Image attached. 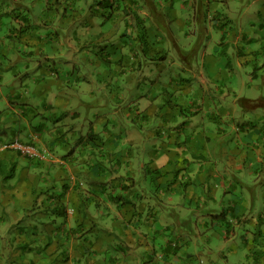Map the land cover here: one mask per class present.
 <instances>
[{
    "label": "crops",
    "instance_id": "obj_1",
    "mask_svg": "<svg viewBox=\"0 0 264 264\" xmlns=\"http://www.w3.org/2000/svg\"><path fill=\"white\" fill-rule=\"evenodd\" d=\"M2 3L7 10L25 9L30 17L13 22L11 17H4L0 21V54H6L5 69L0 66V158L6 159L8 167L16 166L14 177L0 175V264H191L195 254L191 246L182 249L181 238L177 242L172 238L178 229H183L181 224L174 228L164 219L169 214L178 215L176 210L164 209L157 202L164 197H197L202 220L203 206L213 210L217 218L221 216L224 196L212 188L214 183L218 188L220 179L212 183L199 181L198 190L194 182L180 188L185 185L187 163L194 162L193 168L204 179L205 168L224 166L220 163L224 161L238 169L241 177H248L242 169L250 172L253 168L256 173L264 170V157H252L247 150L264 145L259 134L252 135L253 139L259 137V143L243 139L232 152H217L207 146L213 135L222 141V135L228 132L243 130L251 134L256 130L255 123L261 132V118L252 116L248 123L246 116L239 121L233 116L226 125L210 129V120L216 118L198 116V142L186 135L189 143L185 145V127L193 125L182 124L187 116H178L165 105L164 97L172 84L170 73L173 68L184 67L183 62L172 61V53L178 50L183 55L193 45L186 43L189 35L182 40L175 20L185 13L196 17L198 0H0V9L4 7ZM109 4L112 8L107 11ZM189 4L192 5L188 7ZM107 17L118 21L114 30L108 31ZM14 26L17 29L12 32ZM263 26L264 23L256 38L262 41L254 43V49L244 46L245 54L262 55L229 63V75L233 76V85L227 88L229 94L245 86L246 72L252 73L253 79L264 75L257 71L259 65H264V48L255 49L264 43ZM112 36L113 41L118 39L115 44L109 43L114 45V55L107 51ZM231 36L224 33L218 44L208 46L218 51L216 47L224 41L226 54L231 56ZM194 39L198 47V37ZM204 50L206 56L209 50ZM9 58L19 61L16 67L7 61ZM102 58L116 64L115 70L106 72L117 89L111 87L113 92L105 96L107 103L115 99V116H102L103 107L93 121L78 109L66 111L62 103L64 83L74 71L79 94L88 93L90 99L102 101L107 89V83L101 80L104 73L98 67ZM187 64L191 67V63ZM238 64L241 68H237ZM245 66L250 70L242 69ZM25 72L31 81L20 75ZM139 75L146 78L149 88L145 92L140 90ZM122 77L131 84L125 86L124 92ZM30 83H34L33 87ZM220 86L210 83L208 91L198 92V101L191 103L198 104L194 110L204 109L208 100L211 107L206 105V109L214 111L212 106L217 105L210 100L215 98L219 100L218 111L224 110L230 103ZM190 94L193 95L191 90ZM128 107L129 112H124ZM231 114L232 111L224 113ZM13 136L33 142L48 158L33 159L19 151H1V144ZM237 178L230 176L225 186L230 182L233 186ZM155 186L158 188L153 189ZM229 202L236 208L235 198ZM96 212L112 214L113 224H97ZM158 219V225L163 226L156 230ZM234 219L237 227L226 221L224 229L212 231L217 235L211 243V257L218 259L215 264H264V207L256 209L254 204ZM219 223L223 226V222ZM201 227L198 225L199 234ZM190 245L193 247V242Z\"/></svg>",
    "mask_w": 264,
    "mask_h": 264
},
{
    "label": "rangeland",
    "instance_id": "obj_2",
    "mask_svg": "<svg viewBox=\"0 0 264 264\" xmlns=\"http://www.w3.org/2000/svg\"><path fill=\"white\" fill-rule=\"evenodd\" d=\"M191 5L189 4L188 7ZM216 6H219V8L216 9ZM184 7H186V5ZM192 11V14L194 15V8H192ZM196 15L197 18L195 16L193 18L191 15L189 16L188 13H185L184 15L180 14V17L175 20L178 23L176 26L177 31L180 34H183L180 36L182 40L184 41L185 39L184 35H189L190 39L187 40L186 43L188 45H193L188 47L185 54L181 55L179 51L176 50V52L172 53L171 57L172 61L183 62L184 67L173 68L170 73L172 82L170 88V98L172 99V103L175 104V106H171L170 109L172 113H176L178 116H187L186 120L182 122V124L192 123L193 125L185 127V134H183V144L187 145L189 143L187 141L186 135H189L187 136L188 139H192L194 143L198 142V125L201 124V121H198V116L204 115L216 118V121L210 120V124H208L210 125V129H218L221 126L226 125V122L229 121L228 119L232 118L233 116L237 117V121L246 116V122L248 123L251 119L250 117L252 116H256V118H261L263 120H260L261 125H263V129L259 127V130H262L261 132L257 130L258 124L255 123L256 130H253L251 134H247L246 132H243V130L235 131L233 134L228 132L227 134L222 135V141L218 140L219 138L216 135H211L213 139L208 143L207 146H212L213 151L222 152L229 149L232 152V149L235 146H239V143H242L243 139H246V142L252 141L253 143H259V137L256 139L252 138L254 133L259 134L261 137V142L264 143V75L253 79V74L246 72L245 74L248 75V77L245 82V86L242 88L237 87L236 92L232 94L227 92V88L233 85V83H231L233 76L229 75L228 71L229 63H234L235 61L237 62L240 58L252 59L256 55L258 57L262 55L259 52H256L252 55H247L245 54L246 51L244 50V46L254 49L253 44L256 42L260 43L262 41L256 38H259V30L262 28V23H264V0H198V14L196 13ZM170 17L173 18L174 16L170 15ZM117 25L118 21L113 18H109V24H107L108 31L114 30ZM234 29L240 33L239 36L235 35L233 31ZM117 32L118 31H116V33ZM150 33L153 32L151 31ZM224 33H226L228 36L232 34V41L228 42L231 49L234 51V54H231V56L226 54L228 47H226L224 41L216 47V50L218 51H213L208 46L210 45L212 48L215 44H218L220 41V36H223ZM195 34H197V36ZM243 34H246L247 36L244 37ZM194 36L198 37V47H196L197 40L194 39ZM116 41H118V39L113 41L112 36L110 37V40L107 44V51L112 52V55H114L115 52L113 44H115ZM111 42L113 44H109ZM143 42L144 40H141L140 44ZM235 42L238 44L234 45ZM205 48L209 50L206 56H204ZM262 48H264V43L262 46L255 49L261 50ZM175 49L177 48L175 47ZM101 60L102 64L101 66H98L104 73V77H102L101 80L104 83H107L105 85L107 87L106 92L104 91V96H101V100L103 101L108 93L113 92L111 87L117 89L114 84L115 81H113L112 78H109L106 72L110 69L115 70L116 64L112 61L106 62L103 58ZM187 62L191 63V67L187 66ZM262 62L264 64V59ZM251 64H253V61H251ZM259 67L257 71L264 73V65L260 68ZM237 68H241V65L238 64ZM92 69H97V67H93ZM242 69L247 71L250 70V68L246 66ZM252 71L255 70L252 69ZM139 77L142 80L140 83V85H142L140 86V90L145 92L149 88L146 78L145 76L143 78L141 75H139ZM25 79L31 81V79H29V75L25 76ZM121 82V92H124L123 90L125 89V86H131L130 83L127 84L124 77L121 78ZM210 83H217L219 86L221 85L224 90H226L227 101L230 104L227 105L224 110L218 111L219 100L215 98L210 100L212 103L217 105L216 107L212 106L214 107V111L206 109L208 106V100H205L207 106H203L204 109L194 110L198 109V104L192 107L191 103L198 101V92L203 90L208 91ZM33 84L34 83L31 85L30 83L31 87H33ZM64 84L66 87L64 89V99L62 103L64 104L66 111L69 109H78L83 113V116L89 114L91 120L93 121L96 116H98V113L101 112L103 107L104 110L101 112L102 116H105V114L113 117L115 116L116 110L114 109H116L115 104L117 103L113 97L109 103H107L106 97L103 103L97 98L90 99L91 95L88 93H86L85 96L79 94L78 89L80 88V85L77 80L76 71L72 73L71 77ZM62 85L63 84L60 83V87ZM5 89L9 90V86L5 85ZM35 89H37V87H35ZM190 90L193 95L190 94ZM133 91L134 90L131 91L132 94ZM2 93L5 94L3 91ZM35 95H37V93ZM38 96L41 95L38 93ZM89 99L91 103L90 108L88 106ZM56 103H58V101H56ZM127 105H130V103H127ZM228 111H232L233 114L227 116L224 115V113H227ZM124 112H129V107L127 110L124 109ZM64 115L65 114L63 113L62 116ZM13 125L14 122H12V126ZM157 141H161V139H157ZM247 150L252 157L255 155L264 157V145L262 147L256 146V148L254 147ZM217 158L221 159V155L217 156ZM251 162L254 163V159H252ZM220 163L224 166L212 167L210 166V163H205L206 166H210L203 170V172L206 174L205 179L202 176H199L197 168H193L192 164H194V162L192 164L187 163L185 171L186 177L185 180H183L185 185L180 186V188L183 189L187 187L188 183L194 182L197 184L196 190H198L199 181L206 180V183H212L217 182V180L220 179L221 183H219L218 188H216V183H214L212 186L215 191H218V195L220 197L224 196L220 204L221 212L219 214L221 216L219 218L214 216L215 213H212L213 210H205L206 207L203 206L200 209L202 210L201 213H203L201 217H204L202 220H200L197 197L193 198L189 195L178 197L172 196L170 199L164 197L161 201L157 202V204L164 206V209L169 208L171 210H176L178 215L169 214L163 218L166 219V224H169L171 227L176 228L175 225L177 223L181 224L183 229H178V233L173 235L172 238L175 242L181 238L182 249H188L191 246L192 251L195 253L191 256L192 259L190 258V261H192L191 264H215L218 259H212L211 257V243L212 241L217 240V235L212 233L213 229H224V223L226 221L229 225L237 227V221L234 219L236 215H240L241 213L250 210L253 208L254 204L256 205V209L264 207V184H262L264 183V170H262L261 173H256L253 168L250 172L242 169L241 171H245L248 177H241L239 175L240 171L229 166L228 162L224 161ZM254 165L255 167L258 166V164ZM261 165L264 166V162H262ZM230 176H238V178L236 179L233 186L232 182H230L228 184L229 186L226 187L225 182H229ZM155 188H158V186H155L153 189ZM171 190L182 193L184 192L183 190H174V188H171ZM151 192H153V190ZM255 196L262 197L260 200H257L254 198ZM243 197H245V200H243ZM231 198H235L237 200L236 208L231 206L229 202V199ZM154 201H156V199H154ZM243 209L247 210L243 211ZM223 210L227 212L224 213ZM157 213L161 216L165 215V213ZM95 215L97 224L104 222H107L109 225L113 224L112 214L106 212H96ZM144 216H146V214H144ZM205 221H209V227L205 226ZM219 222H223V226ZM159 223L161 222L158 219L155 222L156 230H159L163 226L162 224L158 225ZM198 225L204 228H200L202 231L200 234L198 233ZM8 227L9 225H7V228ZM169 232L170 230L168 229V234L171 235L172 231L170 233ZM162 235H164V233H162ZM220 240L221 237L217 244H220ZM191 242H193V247L190 245ZM145 246H148V244Z\"/></svg>",
    "mask_w": 264,
    "mask_h": 264
},
{
    "label": "trees",
    "instance_id": "obj_3",
    "mask_svg": "<svg viewBox=\"0 0 264 264\" xmlns=\"http://www.w3.org/2000/svg\"><path fill=\"white\" fill-rule=\"evenodd\" d=\"M108 1H109V3H112L114 0H108ZM169 1H171V0H169ZM2 5L4 7L2 9H0V12H1V14H0V21H1V23H2V19L4 17L5 18L11 17V22L15 21V19H20V18H23L25 20H28L29 17H30V15L28 14L27 11H25V9L20 10L18 8L17 11L15 9L14 10H7V8L4 5V3H2L1 6ZM111 8H112V6L110 5V8H106V10L107 11H110ZM107 18H109V17H107ZM13 25H14V23H13ZM16 29H17V26H14L13 29H12L13 30L12 32H15ZM5 55H6L5 53L4 54L3 53L0 54V60H1L0 61V66H1L2 69H5L4 68V65L6 64V58H5L6 56ZM8 60L9 61H12V63L14 64V67H16L17 64H18V62H19L17 60L14 61V59H12V58L11 59L10 58L7 59V61ZM10 65H11V63H10ZM20 75L22 77H25V76L29 75V73L28 72H25V74H20ZM170 97H171V92H168V94H165L164 99H165V105H166V107H171V106L173 107V106H175V104L172 103V99ZM194 106L195 105H192V107H194ZM16 138H19L21 141H24L25 143H29V141H27V140H25L23 138H20V137H17V136L16 137L13 136L12 138L4 141L2 144L7 143V142H10L12 140H15ZM3 150H15V149L8 148V149H3ZM3 150H1V151H3ZM15 151H18V150H15ZM19 152H21V151H19ZM22 154H24V153H22ZM25 156L28 157V158H33V159H42V158H39V157H30L28 155H25ZM15 171H16V166H10V167H8L7 164H6V159L5 158H0V175L5 174V178H12L15 175Z\"/></svg>",
    "mask_w": 264,
    "mask_h": 264
},
{
    "label": "built area",
    "instance_id": "obj_4",
    "mask_svg": "<svg viewBox=\"0 0 264 264\" xmlns=\"http://www.w3.org/2000/svg\"><path fill=\"white\" fill-rule=\"evenodd\" d=\"M13 148L15 150L21 151L25 155L30 157H39L42 159L47 158V155L42 152L36 145L32 143H25L21 141L19 138L12 140L10 142L4 143L1 145V149Z\"/></svg>",
    "mask_w": 264,
    "mask_h": 264
}]
</instances>
